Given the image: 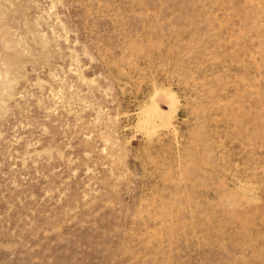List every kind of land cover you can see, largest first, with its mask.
<instances>
[{"label": "rangeland", "instance_id": "obj_1", "mask_svg": "<svg viewBox=\"0 0 264 264\" xmlns=\"http://www.w3.org/2000/svg\"><path fill=\"white\" fill-rule=\"evenodd\" d=\"M0 264H264V0H0Z\"/></svg>", "mask_w": 264, "mask_h": 264}]
</instances>
